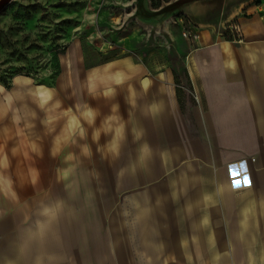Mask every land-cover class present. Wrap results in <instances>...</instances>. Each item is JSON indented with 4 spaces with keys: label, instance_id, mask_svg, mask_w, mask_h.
I'll return each mask as SVG.
<instances>
[{
    "label": "crops",
    "instance_id": "obj_1",
    "mask_svg": "<svg viewBox=\"0 0 264 264\" xmlns=\"http://www.w3.org/2000/svg\"><path fill=\"white\" fill-rule=\"evenodd\" d=\"M192 1L175 13L213 27ZM211 27L184 55L186 111L169 66L132 53L92 63L79 39L60 55L49 95L7 96L0 85V264H264V16L234 39ZM116 72L132 79L115 95L89 93L90 77ZM86 106L97 112L93 126L80 116ZM65 113L86 139H62ZM109 115L126 124L118 154L107 150L110 136L92 139ZM232 172L248 183L233 187ZM57 204L42 235L40 213Z\"/></svg>",
    "mask_w": 264,
    "mask_h": 264
},
{
    "label": "rangeland",
    "instance_id": "obj_2",
    "mask_svg": "<svg viewBox=\"0 0 264 264\" xmlns=\"http://www.w3.org/2000/svg\"><path fill=\"white\" fill-rule=\"evenodd\" d=\"M173 1L158 0V6L151 7L156 10ZM192 2L194 12L211 13L213 27L179 13L159 20L138 18L136 0H12L0 12V85L7 96H34V90L49 95L59 74L60 55L73 39H79L92 63L132 53L145 62L154 59L169 66L180 84L186 111L193 99L184 55L194 41L184 32L200 34L211 27L214 37L234 39L242 36V23L264 16V0Z\"/></svg>",
    "mask_w": 264,
    "mask_h": 264
},
{
    "label": "clouds",
    "instance_id": "obj_3",
    "mask_svg": "<svg viewBox=\"0 0 264 264\" xmlns=\"http://www.w3.org/2000/svg\"><path fill=\"white\" fill-rule=\"evenodd\" d=\"M125 63L128 65V68L131 70V72L134 73L136 71V69L133 67L130 61H126ZM111 67H112L111 64L107 66V68L109 69ZM89 79H90V83L88 84V91L90 94H94L99 88L103 87L106 89L104 95L108 96V95H115L116 88L123 85L127 81L131 80L132 75L124 72H116L112 75L100 79L99 81H96L91 77ZM78 111H80L79 108ZM116 111H117V107L114 106L113 112L115 113ZM65 115H70V113H65ZM96 115H97L96 110L87 106L85 107V110L80 111V116L83 118L84 121H86V123L89 126H93L95 124ZM132 132L135 136H139V133L136 132L135 128L132 129ZM102 134L111 137V139L108 140L106 143L107 150L109 152L118 154L120 142L127 138L126 124L123 122V117L118 115H109L105 117V119L101 123V126L99 128H94L92 133L93 141L98 142ZM86 135H87L86 129L80 124L77 116L70 115V122L67 127V135H65L62 139L65 141L70 140L72 144H76L77 140L75 139V137L78 136L79 139L84 140L86 139ZM60 142H61L60 139H58L56 141V144L59 146ZM55 151H59V147H57ZM55 151L53 154H55ZM81 151L82 154L86 156L91 155V149L88 144L81 145ZM74 158H75L74 154L69 153V155L66 157V160L71 161ZM2 159L6 164L7 163L6 156L2 157ZM0 179H2V177H0ZM33 179H35V173L33 174ZM7 183H10V180L7 181ZM59 209H60L59 204H57L55 207H44L42 209L40 215H42L46 219L44 221L37 222V228L42 235L45 233L46 230L50 228L53 221L56 220ZM54 259H55L54 257H49L50 261ZM37 264H42V261L37 260Z\"/></svg>",
    "mask_w": 264,
    "mask_h": 264
},
{
    "label": "water",
    "instance_id": "obj_4",
    "mask_svg": "<svg viewBox=\"0 0 264 264\" xmlns=\"http://www.w3.org/2000/svg\"><path fill=\"white\" fill-rule=\"evenodd\" d=\"M12 0H0V12L11 2ZM176 1V0H175ZM173 1V2H175ZM172 3V2H171ZM168 5V4H167ZM167 5L158 8V9H153L148 0H136L135 3V11H134V15L138 18H142L144 20H159L162 18H165L169 15L174 14L173 13H169L170 10L167 9ZM160 16L161 18L157 17Z\"/></svg>",
    "mask_w": 264,
    "mask_h": 264
},
{
    "label": "trees",
    "instance_id": "obj_5",
    "mask_svg": "<svg viewBox=\"0 0 264 264\" xmlns=\"http://www.w3.org/2000/svg\"><path fill=\"white\" fill-rule=\"evenodd\" d=\"M152 7H157L158 6V0H150ZM188 0H176L175 2H172L167 5V9L170 10L169 13L175 12L183 3L187 2ZM175 80L177 81V77L175 75Z\"/></svg>",
    "mask_w": 264,
    "mask_h": 264
},
{
    "label": "snow or ice",
    "instance_id": "obj_6",
    "mask_svg": "<svg viewBox=\"0 0 264 264\" xmlns=\"http://www.w3.org/2000/svg\"><path fill=\"white\" fill-rule=\"evenodd\" d=\"M0 90H2V89H0ZM241 167H243V165H241ZM231 175L233 177V187H239L241 183H243L245 185L248 183V179L246 176L243 178V181H241V180L235 179V177H237L239 175V173L232 172Z\"/></svg>",
    "mask_w": 264,
    "mask_h": 264
},
{
    "label": "built area",
    "instance_id": "obj_7",
    "mask_svg": "<svg viewBox=\"0 0 264 264\" xmlns=\"http://www.w3.org/2000/svg\"><path fill=\"white\" fill-rule=\"evenodd\" d=\"M184 36L186 38H190V40H192V41H195L199 38V34L194 33V32H187V33L184 32Z\"/></svg>",
    "mask_w": 264,
    "mask_h": 264
}]
</instances>
